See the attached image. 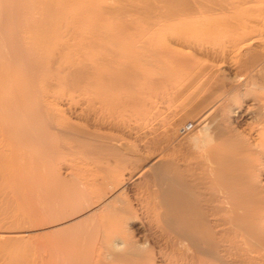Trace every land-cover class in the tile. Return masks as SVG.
I'll list each match as a JSON object with an SVG mask.
<instances>
[{"label": "bare ground", "instance_id": "obj_1", "mask_svg": "<svg viewBox=\"0 0 264 264\" xmlns=\"http://www.w3.org/2000/svg\"><path fill=\"white\" fill-rule=\"evenodd\" d=\"M0 264H264V0H0Z\"/></svg>", "mask_w": 264, "mask_h": 264}, {"label": "clouds", "instance_id": "obj_2", "mask_svg": "<svg viewBox=\"0 0 264 264\" xmlns=\"http://www.w3.org/2000/svg\"><path fill=\"white\" fill-rule=\"evenodd\" d=\"M206 135V139L203 140V143H194L193 144V150L200 152V151H205L208 148L212 146V144L215 142L214 137L211 135V130L210 128L208 129ZM124 248L122 246H117L116 251H123Z\"/></svg>", "mask_w": 264, "mask_h": 264}, {"label": "rangeland", "instance_id": "obj_3", "mask_svg": "<svg viewBox=\"0 0 264 264\" xmlns=\"http://www.w3.org/2000/svg\"><path fill=\"white\" fill-rule=\"evenodd\" d=\"M45 219H46L47 221H49L50 218H45ZM45 219H43V221H44ZM46 220H45V221H46Z\"/></svg>", "mask_w": 264, "mask_h": 264}]
</instances>
